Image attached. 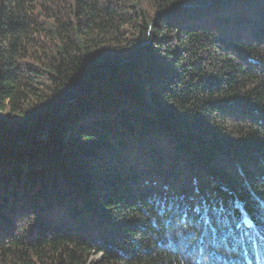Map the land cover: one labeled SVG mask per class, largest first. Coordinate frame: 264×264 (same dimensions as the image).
Returning <instances> with one entry per match:
<instances>
[{
    "label": "trees",
    "instance_id": "1",
    "mask_svg": "<svg viewBox=\"0 0 264 264\" xmlns=\"http://www.w3.org/2000/svg\"><path fill=\"white\" fill-rule=\"evenodd\" d=\"M0 264H264V0H0Z\"/></svg>",
    "mask_w": 264,
    "mask_h": 264
}]
</instances>
